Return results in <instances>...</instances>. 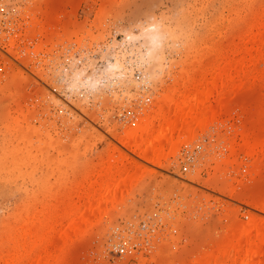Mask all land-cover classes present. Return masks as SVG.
<instances>
[{"label": "rangeland", "instance_id": "374dc122", "mask_svg": "<svg viewBox=\"0 0 264 264\" xmlns=\"http://www.w3.org/2000/svg\"><path fill=\"white\" fill-rule=\"evenodd\" d=\"M263 9L264 0H0V26L13 32L0 53V264L15 243L30 264L33 236L34 255L45 254L49 231L61 246L46 264H230L229 237L264 217V55L253 60L244 44ZM231 72L228 102L207 115ZM205 83L213 92L194 129L184 124L154 160L144 149L163 117ZM139 120L157 131L144 147L125 145ZM102 177L128 182L84 231L60 237ZM121 242L138 245L121 254Z\"/></svg>", "mask_w": 264, "mask_h": 264}, {"label": "bare ground", "instance_id": "6f19581e", "mask_svg": "<svg viewBox=\"0 0 264 264\" xmlns=\"http://www.w3.org/2000/svg\"><path fill=\"white\" fill-rule=\"evenodd\" d=\"M264 11V9L262 10V12ZM262 12L260 14H262ZM259 14V15H260ZM264 17V15H262ZM262 16H255L254 17V21H252L251 23V28L248 29V31H246L245 35H244V44L247 48H249L252 51V57L253 60H258L260 59L261 56L264 55V19H262ZM261 18V19H260ZM247 57V55H242L240 56V60L237 62H233V64L230 65V62H228V64L226 63L225 65H230L233 70L235 69V71L238 70V67L240 66V64H242L243 60ZM116 60V59H115ZM116 64H114V66L116 67H121L120 65V61L116 60ZM239 62V63H238ZM119 63V64H118ZM239 64V66H238ZM113 66V65H112ZM90 70V69H89ZM87 71V69H86ZM86 71H83L82 73H79L80 75V82L82 84H88L91 83L93 78L91 79L90 75H88L87 73L85 74ZM81 72V71H80ZM91 72V70H90ZM258 72H260V70L258 69ZM233 74L231 73H227V75L225 76V81H223V83L221 84V86L219 87V89L216 91V98L214 100L213 103H211L207 110H206V114L207 115H217L226 105L227 101V95H228V90L233 89L230 88L232 87L231 85L233 84V87L235 84V76L234 77H230V75ZM219 80V78H218ZM216 82V80L214 81V83ZM217 84V82L215 83ZM212 87L205 83L203 84L202 88L200 89L199 92L194 93L193 91H191V89L188 91V93H186L183 96L182 100L176 101V109L175 111H170V109L167 111V109L165 110V112H163V114L166 112H168L165 116V118L163 117V122H162V126L159 129L158 128V133L155 131H157V128H148L145 125V120H139L136 123V134L135 136H127L129 139L125 145L130 142L131 145H140L139 148H141V146L144 147L143 144L147 145V142L145 143L144 141L147 139V137H150L148 135V132L150 130H155L153 131V133H155L149 140H148V145L146 146L147 149L144 150H149V152L151 153V151L155 152V158H153L154 160H158L161 158V154L163 153L164 156V147L166 146L167 148H172L175 146V144L178 142L179 138L181 137L180 133L182 132V129L185 128L184 124H186V129L187 130H191L194 129V125L195 123V114H196V110H200L201 107L205 104V102L207 101V99L210 97V95L212 94L213 89H211ZM227 94V95H226ZM171 113V114H170ZM149 122V121H148ZM154 127V126H153ZM131 129H133V126L130 128L129 131H131ZM150 129V130H148ZM147 132V135H146ZM176 134V136L174 135H169L171 133ZM130 134V132H129ZM245 134H247L248 136L246 138H244L243 141V146L247 148H249L250 150V154L253 155L256 153V148H255V142H254V138L253 136H251L249 133H247V130L245 131ZM146 135V139L144 140V136ZM147 141V140H146ZM130 145V144H129ZM128 145V146H129ZM130 145V146H131ZM145 147V148H146ZM164 148V149H163ZM242 149V148H241ZM264 140L262 142V151L264 152ZM144 151V153L146 152ZM146 156H144L143 158L149 159L150 154L147 152L145 153ZM142 157V156H141ZM152 159V158H151ZM130 175V174H129ZM128 175V176H129ZM103 178V177H102ZM127 177L124 178V181L127 183L128 180H126ZM129 178H133V176L129 177ZM100 181V180H99ZM114 181V179H102L100 182H98V180L96 181V185L99 184V187H95V181L89 182L87 183L88 185H86L82 191V194L80 196V198H84L85 194L90 197L89 200H87L85 203H83V205L81 206L79 213H77V215H75V217H73V219L69 220L67 224H63L60 228V237H63L65 240H68L70 238H72L73 236L76 235L77 231L80 230V232L86 227H88V225L91 223L92 218H91V213L93 214V212L98 211L99 209H101V207L107 202V201H112L114 200V196H115V192L120 191L121 189H123V183L121 184V181L119 182H112ZM122 181V182H124ZM124 182V183H125ZM118 183V184H117ZM121 185H120V184ZM116 184V185H114ZM93 194L96 195V197L91 198L93 196ZM97 195H99L97 197ZM68 212H73L74 211V206H72L71 208H69L67 210ZM262 211L264 212V205L262 207ZM49 228H52V223L50 224V226H48ZM84 229V230H85ZM83 230V231H84ZM50 231L48 232V236L44 239V247H43V251L45 254L42 255V253H36L34 255V247L36 244V237L33 236L31 239V250L29 251V256L31 257V262L30 264H46V262L48 260L51 259L55 256V254H53L52 250L54 248H52V246H54L56 248L60 247L58 244H60L58 242L57 239L53 240L50 238L49 236ZM79 233V232H78ZM77 233V234H78ZM75 234V235H74ZM236 238H234V240L232 237H229L230 241L227 242L226 246L228 245L230 247V252L227 254L226 258L227 260H232L231 263L233 262V264H264V217L262 216H256L255 218H253V220L243 229V231H240L238 233L237 236H235ZM20 247L19 243H15L13 246V249L10 252L16 251V253H11L8 256H6L4 259L5 263L4 264H21L20 263V256L18 255V248ZM52 249H51V248ZM21 248V247H20ZM51 249V250H50ZM20 251V250H19ZM52 251V252H51ZM55 251V250H54ZM52 253V255H51ZM7 255V254H6ZM46 255V256H45ZM54 255V256H53ZM5 256V255H4ZM45 256V257H44ZM46 258L45 260H42L44 258ZM214 261H218V257H215L213 259ZM220 260V259H219ZM224 259H221V261H223ZM226 260V259H225ZM213 261V262H214ZM221 261H218L219 264H224ZM230 263V264H231ZM216 264V262H215Z\"/></svg>", "mask_w": 264, "mask_h": 264}, {"label": "built area", "instance_id": "2783aa9c", "mask_svg": "<svg viewBox=\"0 0 264 264\" xmlns=\"http://www.w3.org/2000/svg\"><path fill=\"white\" fill-rule=\"evenodd\" d=\"M11 27H8L7 22L5 21H1V26H0V39L2 40V43H0V53L2 54H7V52L4 50V45L2 46V44H4L5 42L8 41V38L12 35V31H10ZM70 49L66 50V54L64 56V62L63 64V72L67 71L69 66V61L71 62V57H70ZM73 56H74V65L76 66H80L81 63H83L84 61V57H80L78 54H75V52H73ZM138 243L137 242H133V243H125V242H121L119 244L114 245V249L116 251H118L121 254H126V253H130L131 251H133L136 247H137Z\"/></svg>", "mask_w": 264, "mask_h": 264}]
</instances>
